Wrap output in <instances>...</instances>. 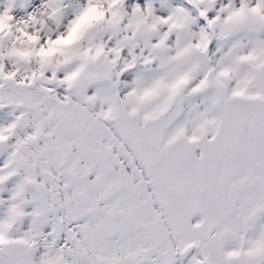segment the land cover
Returning a JSON list of instances; mask_svg holds the SVG:
<instances>
[{"label":"snow or ice","instance_id":"snow-or-ice-1","mask_svg":"<svg viewBox=\"0 0 264 264\" xmlns=\"http://www.w3.org/2000/svg\"><path fill=\"white\" fill-rule=\"evenodd\" d=\"M0 264H264V0H0Z\"/></svg>","mask_w":264,"mask_h":264}]
</instances>
